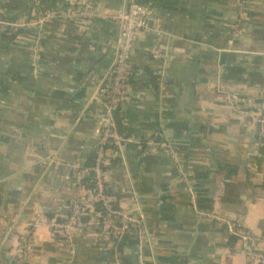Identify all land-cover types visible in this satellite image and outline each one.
I'll list each match as a JSON object with an SVG mask.
<instances>
[{
  "label": "crops",
  "instance_id": "1",
  "mask_svg": "<svg viewBox=\"0 0 264 264\" xmlns=\"http://www.w3.org/2000/svg\"><path fill=\"white\" fill-rule=\"evenodd\" d=\"M82 2L112 15L125 0H0V264L25 235V264H251L239 244L230 250L227 224L264 238V139L253 120L264 111V0H246L242 18L237 0H138L163 35L139 34L130 55L116 115L128 144L107 151L103 183L121 212L141 216L142 240L130 228L102 241L95 211L71 230L72 249L45 225L29 231L37 213L64 220L94 192L85 181L96 90L119 30L109 18L1 23ZM149 140L169 144L177 162Z\"/></svg>",
  "mask_w": 264,
  "mask_h": 264
},
{
  "label": "built area",
  "instance_id": "2",
  "mask_svg": "<svg viewBox=\"0 0 264 264\" xmlns=\"http://www.w3.org/2000/svg\"><path fill=\"white\" fill-rule=\"evenodd\" d=\"M238 16L242 18L245 14L246 0H237ZM109 18L118 25V39L116 42V52L110 68L104 73L99 85L97 86L96 95L101 97V109L94 113L93 119L96 125L98 146L95 152L94 164L91 171L95 179L94 192L86 195L80 200L74 202L70 214L64 221L47 219L43 214L37 213L29 231L45 225L52 233L63 236L69 248L72 249L70 239L71 230L80 222V219L86 215L84 209L94 211V204L102 202L107 214L101 218L99 216V232L102 241L109 242L112 238H121L130 228L139 230L138 239L141 242V228L143 226L141 216H135L130 212H121L113 210L108 205V200L103 194V170L105 166V156L110 146L122 153L128 140L116 130L115 114L119 110L121 101L129 89L128 77L130 71L129 58L135 49L139 34L147 33L156 37H161L163 32L159 29L156 15L146 6L140 4L138 0H125L124 5L112 15L103 14L95 9L89 8L84 2L79 6L63 12H45L38 14V17L32 23H7L2 22L7 28L22 29L24 27H40L47 22L57 19L65 22H80L83 20L93 21L97 19ZM237 36V26H234L233 37ZM150 55L155 59L164 57L159 48L151 49ZM227 100L235 104L236 97L228 96ZM241 115H248L247 112L238 110ZM258 126V135L264 137V111L253 118ZM149 147H158L169 152L174 163L177 162V153L166 142L149 140ZM74 166V165H72ZM229 233L238 237L237 244L239 250L251 264H264V250L262 244L264 238L256 241L257 237L249 233L236 229L234 224L228 223ZM12 230V224H8ZM17 243L11 250L7 264H25L27 257V237L19 236ZM141 261V257L138 258Z\"/></svg>",
  "mask_w": 264,
  "mask_h": 264
},
{
  "label": "trees",
  "instance_id": "3",
  "mask_svg": "<svg viewBox=\"0 0 264 264\" xmlns=\"http://www.w3.org/2000/svg\"><path fill=\"white\" fill-rule=\"evenodd\" d=\"M128 79H129V77H128ZM117 113H118V111H117ZM117 113L115 114V124H116V130L120 134V132L118 131L117 123H116V118H117L116 115H117ZM260 138H263L264 139V137H260ZM110 148H113V147L110 146ZM93 164H94V162H93ZM92 167H93V165H92ZM104 168H102V170H104ZM85 186L87 188H92V189L95 187V179H94V175H93L92 171L90 173V177L88 179H86V181H85ZM103 194L107 198V200L109 201L108 202V205L111 207V209H113V210H120L118 208V205H117L116 200H112V197L110 196V191H109L108 187L104 183H103ZM84 211L87 214L89 212V209H84ZM94 211L97 212V213H99L100 216H101V218L107 214V211H106L105 207L102 205V202L101 201H98V202H96L94 204ZM85 218H86V215H84L82 217V219H85ZM57 221H64V220H57ZM234 226H235L236 229H241V230L249 233L246 229H244V228H242L240 226H237L235 224H234ZM249 234L252 235L251 233H249ZM262 238L263 237L257 238L256 241H259ZM237 241H238V237L237 236H235L233 234H229L228 246H229V248H230L231 251H235L234 246L237 243Z\"/></svg>",
  "mask_w": 264,
  "mask_h": 264
}]
</instances>
